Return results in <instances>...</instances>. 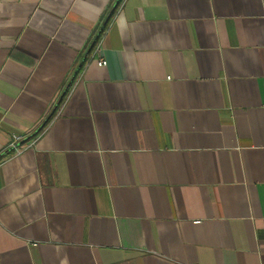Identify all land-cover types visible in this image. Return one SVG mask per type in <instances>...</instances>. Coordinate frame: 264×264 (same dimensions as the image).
<instances>
[{
	"label": "crops",
	"instance_id": "0c3cea01",
	"mask_svg": "<svg viewBox=\"0 0 264 264\" xmlns=\"http://www.w3.org/2000/svg\"><path fill=\"white\" fill-rule=\"evenodd\" d=\"M116 2L0 0V264H264V0H122L32 139Z\"/></svg>",
	"mask_w": 264,
	"mask_h": 264
},
{
	"label": "water",
	"instance_id": "95a60500",
	"mask_svg": "<svg viewBox=\"0 0 264 264\" xmlns=\"http://www.w3.org/2000/svg\"><path fill=\"white\" fill-rule=\"evenodd\" d=\"M122 2V0H117L116 4L114 5V7L112 8L109 16L107 17L104 25L102 26L101 30L99 31V33L96 35L94 41L92 42L90 48L88 49L85 58L82 60V62L80 63L76 73L74 74V77L72 78V81L70 83V85L66 88V90L63 93V96L61 97L59 103L57 104V106L55 107L54 111L52 112V114L50 115V117L47 119V121H49V119L56 113L58 106L60 104V102L63 100L64 96L67 94V92L69 91V88L71 86V84L74 82V80L76 79V77L78 76V74L80 73L81 68L83 67L86 59L88 58V56L93 52L98 40L101 37V34L103 32V30L105 29L106 25L109 23L110 19L112 18L113 14L115 13V11L117 10V8L119 7L120 3ZM47 121L32 135V137L36 136L41 130L42 128L45 126V124L47 123ZM29 139H27L26 141H28Z\"/></svg>",
	"mask_w": 264,
	"mask_h": 264
},
{
	"label": "trees",
	"instance_id": "16d2710c",
	"mask_svg": "<svg viewBox=\"0 0 264 264\" xmlns=\"http://www.w3.org/2000/svg\"><path fill=\"white\" fill-rule=\"evenodd\" d=\"M120 4H121V3H120ZM119 7H120V5H119ZM119 7L117 8V10H116L115 13L113 14L112 18L110 19L109 23L106 25L105 29L103 30V32H102V34H101V37H100V39L98 40V42H97L95 48L99 45L101 38L104 36V34L106 33V31L108 30L109 25H110L111 21L113 20L114 16L116 15V13H117ZM90 46H91V44L89 45V47H90ZM95 48H94V50H95ZM94 50H93V52H94ZM93 52L88 56V58L86 59L84 65H83V67L81 68V70H82V69L85 67V65L89 62L91 56L93 55ZM81 70H80V72H81ZM66 96H67V94L64 96V98H63V100L60 102L59 106L65 101ZM59 106H58V107H59ZM52 118H53V116L49 119V121H47V123H46L45 126L42 128V130H41L36 136L32 137V139H33V138H36L39 134H41V132H42V131L45 129V127L49 124V122H50V120H51ZM27 142H28V141H26V140H25V141H22L19 145L22 147V146H24ZM10 150H11V149H10ZM11 152H13V151L11 150L10 152H8V154H10Z\"/></svg>",
	"mask_w": 264,
	"mask_h": 264
},
{
	"label": "built area",
	"instance_id": "2783aa9c",
	"mask_svg": "<svg viewBox=\"0 0 264 264\" xmlns=\"http://www.w3.org/2000/svg\"><path fill=\"white\" fill-rule=\"evenodd\" d=\"M99 49V45L95 48L93 53H96ZM98 65L101 67L107 66L108 62L106 60L100 59L98 61ZM23 138L21 136L18 135H14L11 145H10V149L16 153H21L22 150L24 149L23 146L21 147L19 144L22 142Z\"/></svg>",
	"mask_w": 264,
	"mask_h": 264
}]
</instances>
